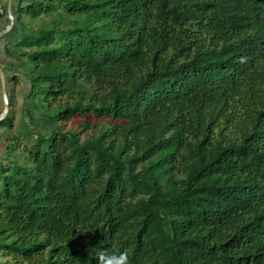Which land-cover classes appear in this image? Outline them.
<instances>
[{"label": "trees", "instance_id": "1", "mask_svg": "<svg viewBox=\"0 0 264 264\" xmlns=\"http://www.w3.org/2000/svg\"><path fill=\"white\" fill-rule=\"evenodd\" d=\"M16 3L3 264H264V0Z\"/></svg>", "mask_w": 264, "mask_h": 264}, {"label": "rangeland", "instance_id": "2", "mask_svg": "<svg viewBox=\"0 0 264 264\" xmlns=\"http://www.w3.org/2000/svg\"><path fill=\"white\" fill-rule=\"evenodd\" d=\"M12 3L13 0H0V3ZM15 5H17L16 0H14ZM11 9L12 15L15 17V7L12 8V6H8V9ZM15 19V18H14ZM11 20H6V17H1L0 19V34L3 33L1 37H3L4 34H6L12 27ZM7 30V31H6ZM6 40L2 39L0 41V67L2 71L4 72L5 77L3 78L0 70V117L8 111L7 104V90H13L15 99H16V107H15V115L16 120L19 121L21 118V107L24 101V93L28 89V82L23 77V80L20 84L16 85L15 87L13 84L10 83L9 78L12 76L16 71L13 70L15 67L14 61H12L9 57L6 56ZM3 261H5V257L1 256L0 254V264H3Z\"/></svg>", "mask_w": 264, "mask_h": 264}, {"label": "clouds", "instance_id": "3", "mask_svg": "<svg viewBox=\"0 0 264 264\" xmlns=\"http://www.w3.org/2000/svg\"><path fill=\"white\" fill-rule=\"evenodd\" d=\"M98 264H131L129 253L125 251L103 250L97 254Z\"/></svg>", "mask_w": 264, "mask_h": 264}, {"label": "built area", "instance_id": "4", "mask_svg": "<svg viewBox=\"0 0 264 264\" xmlns=\"http://www.w3.org/2000/svg\"><path fill=\"white\" fill-rule=\"evenodd\" d=\"M7 16V20H11L12 24H14V16L11 13V9H6L2 3H0V17Z\"/></svg>", "mask_w": 264, "mask_h": 264}, {"label": "water", "instance_id": "5", "mask_svg": "<svg viewBox=\"0 0 264 264\" xmlns=\"http://www.w3.org/2000/svg\"><path fill=\"white\" fill-rule=\"evenodd\" d=\"M10 4H11V3H8L9 6H10ZM6 31H7V30H6ZM3 33H5V32H2V33L0 34V36H1ZM0 70H1V74H2V76H3V78H4L5 75H4V72L2 71L1 67H0ZM4 116H5V113L2 115V117H0V120H1Z\"/></svg>", "mask_w": 264, "mask_h": 264}]
</instances>
